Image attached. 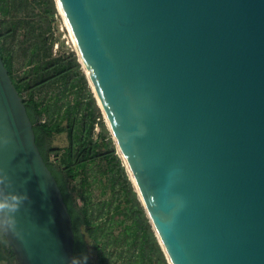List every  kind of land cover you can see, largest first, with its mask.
Here are the masks:
<instances>
[{"label": "water", "instance_id": "water-1", "mask_svg": "<svg viewBox=\"0 0 264 264\" xmlns=\"http://www.w3.org/2000/svg\"><path fill=\"white\" fill-rule=\"evenodd\" d=\"M54 2L168 264H264V0ZM0 201L18 264H76L1 56Z\"/></svg>", "mask_w": 264, "mask_h": 264}, {"label": "trees", "instance_id": "trees-1", "mask_svg": "<svg viewBox=\"0 0 264 264\" xmlns=\"http://www.w3.org/2000/svg\"><path fill=\"white\" fill-rule=\"evenodd\" d=\"M57 11L54 0H0V56L71 215L75 263L168 264L75 51H53ZM60 133L67 143L53 146ZM0 263L18 264L1 229Z\"/></svg>", "mask_w": 264, "mask_h": 264}, {"label": "rangeland", "instance_id": "rangeland-1", "mask_svg": "<svg viewBox=\"0 0 264 264\" xmlns=\"http://www.w3.org/2000/svg\"><path fill=\"white\" fill-rule=\"evenodd\" d=\"M52 25H53V35L56 38V41L53 44V51L54 52H62V53H65V52L70 51V50L75 51V48H74V46L70 40L68 31L66 30L64 23H63V19L60 15L54 17ZM97 129L98 128H96V130ZM66 143H67V141L65 138V133L55 134L51 138V144L53 146H63ZM50 157L52 159H55V156H53V154H51ZM95 193L98 194V190H96ZM81 232H83L82 227H81ZM89 253H90L91 257H94V251H93L92 247L89 248Z\"/></svg>", "mask_w": 264, "mask_h": 264}, {"label": "clouds", "instance_id": "clouds-1", "mask_svg": "<svg viewBox=\"0 0 264 264\" xmlns=\"http://www.w3.org/2000/svg\"><path fill=\"white\" fill-rule=\"evenodd\" d=\"M14 203H19V201L18 200H16V201H13ZM6 207V202H4V201H0V211H2L4 208ZM13 211H15V209H13Z\"/></svg>", "mask_w": 264, "mask_h": 264}, {"label": "built area", "instance_id": "built-area-1", "mask_svg": "<svg viewBox=\"0 0 264 264\" xmlns=\"http://www.w3.org/2000/svg\"><path fill=\"white\" fill-rule=\"evenodd\" d=\"M58 15H60L61 16V14L57 11V14L55 15V16H58ZM62 17V16H61ZM63 23H64V21H63ZM64 26H65V28H66V25H65V23H64ZM67 30V29H66ZM70 37V36H69ZM71 40V39H70ZM53 156H55L54 154H53Z\"/></svg>", "mask_w": 264, "mask_h": 264}, {"label": "bare ground", "instance_id": "bare-ground-1", "mask_svg": "<svg viewBox=\"0 0 264 264\" xmlns=\"http://www.w3.org/2000/svg\"><path fill=\"white\" fill-rule=\"evenodd\" d=\"M64 18V17H63ZM64 21H65V19H64ZM65 24H66V21H65ZM104 114H105V117H106V119H107V114H106V112L104 111ZM107 121H108V119H107Z\"/></svg>", "mask_w": 264, "mask_h": 264}]
</instances>
